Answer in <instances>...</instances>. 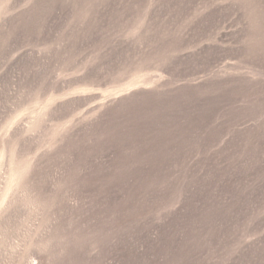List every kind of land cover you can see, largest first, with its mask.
Returning a JSON list of instances; mask_svg holds the SVG:
<instances>
[{"label":"rangeland","instance_id":"rangeland-1","mask_svg":"<svg viewBox=\"0 0 264 264\" xmlns=\"http://www.w3.org/2000/svg\"><path fill=\"white\" fill-rule=\"evenodd\" d=\"M0 264H264V0H0Z\"/></svg>","mask_w":264,"mask_h":264}]
</instances>
